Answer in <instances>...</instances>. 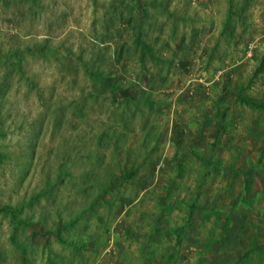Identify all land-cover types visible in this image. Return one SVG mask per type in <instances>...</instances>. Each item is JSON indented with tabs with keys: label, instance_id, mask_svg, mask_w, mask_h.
<instances>
[{
	"label": "rangeland",
	"instance_id": "rangeland-1",
	"mask_svg": "<svg viewBox=\"0 0 264 264\" xmlns=\"http://www.w3.org/2000/svg\"><path fill=\"white\" fill-rule=\"evenodd\" d=\"M0 264H264V0H0Z\"/></svg>",
	"mask_w": 264,
	"mask_h": 264
}]
</instances>
